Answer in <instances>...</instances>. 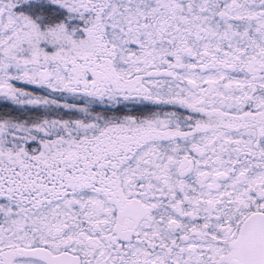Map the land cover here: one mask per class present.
<instances>
[{
    "label": "snow or ice",
    "instance_id": "6c2138e0",
    "mask_svg": "<svg viewBox=\"0 0 264 264\" xmlns=\"http://www.w3.org/2000/svg\"><path fill=\"white\" fill-rule=\"evenodd\" d=\"M0 264H264V0H0Z\"/></svg>",
    "mask_w": 264,
    "mask_h": 264
}]
</instances>
